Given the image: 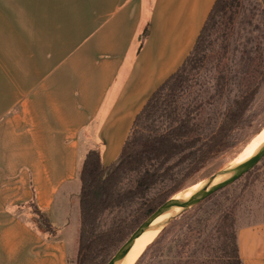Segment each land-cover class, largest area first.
I'll list each match as a JSON object with an SVG mask.
<instances>
[{"label":"crops","instance_id":"0c3cea01","mask_svg":"<svg viewBox=\"0 0 264 264\" xmlns=\"http://www.w3.org/2000/svg\"><path fill=\"white\" fill-rule=\"evenodd\" d=\"M215 1L0 0V264H68L76 255L85 154L117 161ZM236 240L242 264H264V219L239 222Z\"/></svg>","mask_w":264,"mask_h":264},{"label":"trees","instance_id":"16d2710c","mask_svg":"<svg viewBox=\"0 0 264 264\" xmlns=\"http://www.w3.org/2000/svg\"><path fill=\"white\" fill-rule=\"evenodd\" d=\"M233 3H236V0L214 2L190 54L180 68L151 94L136 115L117 161L104 166L99 150L92 149L85 154L78 171L80 228L76 264H106L110 257L109 251L124 242L139 221L176 196L182 186L208 162L239 144L243 135L264 112V106L258 100L264 85L263 58L256 70L246 76L243 90L227 106L220 124L206 139L199 134L201 125L194 115L197 113V107L186 110L175 125L161 133L151 125L163 104H168L169 99L182 90L188 81V71L198 68L201 61L199 55L206 47L208 33L214 27L216 19L225 15ZM262 21L264 29V18ZM219 89L218 91H222L223 87ZM143 120L145 123L141 126ZM263 128L264 125L261 130ZM131 176L134 179L125 183ZM163 181H169L170 186L154 198L140 203L152 188ZM210 198L201 202L197 209ZM132 206H137V214L131 221H114L104 228V218L107 214ZM31 208L38 219L39 227L54 235L56 230L48 218L34 203H31ZM190 217H184L177 222L174 220L163 228L135 264H140L147 256L146 264L153 263L165 246L179 236ZM212 234L218 243L220 261L223 264H242L238 254L233 209L222 213L214 225ZM185 247H190L187 236L179 245L181 250H185ZM182 262L179 260L176 264Z\"/></svg>","mask_w":264,"mask_h":264},{"label":"rangeland","instance_id":"374dc122","mask_svg":"<svg viewBox=\"0 0 264 264\" xmlns=\"http://www.w3.org/2000/svg\"><path fill=\"white\" fill-rule=\"evenodd\" d=\"M262 18H264L262 0H236L225 15L216 19L214 27L208 33L206 47L199 55L201 61L198 68L188 71V81L182 90L169 99L168 104H163L151 122L158 133L175 125L186 110L194 107H197V113L194 115L201 125L199 134L202 138L206 139L216 130L224 110L243 90L244 79L256 70L259 61L264 58ZM221 86L222 91H218ZM258 100L264 106V85ZM144 123L143 120L141 126ZM263 125L264 112L259 115L254 126L243 135V140L239 144L208 162L182 186L178 194L197 185L202 187L208 178L228 167L244 148L250 146ZM133 179L131 176L125 183ZM169 186V181L157 184L140 203L154 198ZM136 207L107 214L104 218V228L109 227L114 221H131L137 214ZM197 207L198 205L185 211L163 226L165 228L174 220L177 222L191 216L179 236L169 242L151 264H176L179 260L180 262L183 260L182 264H223L219 259L218 243L212 234L214 225L222 213L229 209L234 210L235 231L239 222L251 223L264 219V158L247 175L212 195L199 209ZM146 219L147 217L139 221L130 235ZM37 224L39 226V222ZM186 236L189 238L190 247L181 250L179 245ZM124 242L109 251L108 261ZM147 259L148 256L140 264H146ZM68 264H76V255L69 257Z\"/></svg>","mask_w":264,"mask_h":264},{"label":"water","instance_id":"95a60500","mask_svg":"<svg viewBox=\"0 0 264 264\" xmlns=\"http://www.w3.org/2000/svg\"><path fill=\"white\" fill-rule=\"evenodd\" d=\"M262 5L264 8V0H262ZM262 158H264V146L256 151V153H254L251 157L238 164L232 173L221 182L208 186L209 182L215 177V175H213L208 178L204 185L193 194H190L185 198L182 197L176 199L173 197L164 202L153 213H151L143 223L138 226V228L129 236V238L123 243V245L116 251V253L106 264H117L126 254V252L132 247L135 240L141 236L156 219L167 214H170L168 221L179 217L185 211L199 205L201 202L211 197L218 191L233 184L244 174L250 171Z\"/></svg>","mask_w":264,"mask_h":264},{"label":"bare ground","instance_id":"6f19581e","mask_svg":"<svg viewBox=\"0 0 264 264\" xmlns=\"http://www.w3.org/2000/svg\"><path fill=\"white\" fill-rule=\"evenodd\" d=\"M255 137V140L250 144V146L244 148L238 157L232 163H230V165H228V167L215 174L214 179L209 182L208 186L217 184L227 178L238 164L251 157L254 153H256V151L264 146V128ZM200 187L201 185H197L192 189L185 190L184 192L177 194L175 198H185L188 195L196 192ZM169 217L170 214H167L156 219L150 225V227L135 240L132 247L126 252V254L117 264H134L146 247L154 241L163 226L167 223Z\"/></svg>","mask_w":264,"mask_h":264}]
</instances>
